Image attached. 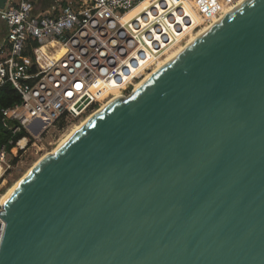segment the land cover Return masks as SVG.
I'll return each mask as SVG.
<instances>
[{
  "label": "water",
  "instance_id": "95a60500",
  "mask_svg": "<svg viewBox=\"0 0 264 264\" xmlns=\"http://www.w3.org/2000/svg\"><path fill=\"white\" fill-rule=\"evenodd\" d=\"M97 112L2 205L0 264H264V0Z\"/></svg>",
  "mask_w": 264,
  "mask_h": 264
},
{
  "label": "built area",
  "instance_id": "2783aa9c",
  "mask_svg": "<svg viewBox=\"0 0 264 264\" xmlns=\"http://www.w3.org/2000/svg\"><path fill=\"white\" fill-rule=\"evenodd\" d=\"M242 2L79 0L76 7L61 5L52 13L35 14L32 0H8L0 10L7 26L0 44V88L11 85L21 100L1 110L13 135L11 152L5 146L0 151V164L6 165L1 179L15 151L26 152L70 119L132 94L174 47ZM36 121L45 126L37 136L29 129ZM22 132L27 135L15 144ZM1 199L0 194V210Z\"/></svg>",
  "mask_w": 264,
  "mask_h": 264
},
{
  "label": "rangeland",
  "instance_id": "374dc122",
  "mask_svg": "<svg viewBox=\"0 0 264 264\" xmlns=\"http://www.w3.org/2000/svg\"><path fill=\"white\" fill-rule=\"evenodd\" d=\"M63 8L65 7H76L79 3V0H63ZM62 5V4H61ZM204 30V29H202ZM197 31V33L201 32ZM195 34L192 35V37ZM190 39V38H189ZM182 46L178 45L174 47L169 53L177 50L178 47ZM131 93H127L129 96ZM93 112L87 113L80 118H72L68 121V124L64 125L60 129H52L49 133H46L42 136V138L36 141V146L30 147L29 150L27 149L24 152L25 148L21 149V154L18 151L14 152L12 158L9 159L10 163V170L9 172L0 180V194L3 196L7 191L16 184L19 180H21L25 175L34 167L36 162L43 156L48 153H51L57 148L59 143L69 134V132L76 126L87 120ZM30 146V145H29ZM15 155H18V161L15 163Z\"/></svg>",
  "mask_w": 264,
  "mask_h": 264
},
{
  "label": "trees",
  "instance_id": "16d2710c",
  "mask_svg": "<svg viewBox=\"0 0 264 264\" xmlns=\"http://www.w3.org/2000/svg\"><path fill=\"white\" fill-rule=\"evenodd\" d=\"M50 0H45L44 4L41 3L38 6L34 7V13L39 14L42 12H46L49 10H52L53 7L49 4ZM66 5H64L65 7ZM139 10V9H138ZM20 96L18 93L13 89L11 85H5L2 88H0V151L5 146L6 149L11 152L13 149V146L9 145L10 139L13 137L12 133L7 130L5 127L3 117L1 114V110L4 108H10L14 106L17 103H20ZM45 126L41 122H34L30 127L31 133H33L35 136L39 135L43 130ZM27 133L22 132L15 136V144H17L21 139H23ZM15 146V145H14ZM18 161L17 158H15L14 162L16 163Z\"/></svg>",
  "mask_w": 264,
  "mask_h": 264
},
{
  "label": "bare ground",
  "instance_id": "6f19581e",
  "mask_svg": "<svg viewBox=\"0 0 264 264\" xmlns=\"http://www.w3.org/2000/svg\"><path fill=\"white\" fill-rule=\"evenodd\" d=\"M246 0H243V2L241 4H243ZM240 4V5H241ZM138 11L135 10L131 13V15L135 14V12ZM216 23L205 27L204 30H202L199 33H196L193 37H191L190 39H188L185 43L182 44V46L178 47L177 50L173 51L172 53H170L169 55H167L162 61L159 62V64H157L156 68L154 70H152L145 78L142 79V81L140 83H138V85L136 87H139V85L143 84L145 81H147V79H149L153 74H155L157 71H159L164 65H166L170 60H172L176 55H178L183 49H185L189 44H191L196 38H198L200 35H202L204 32H206L208 29H210L212 26H214ZM188 30V29H187ZM185 30V31H187ZM182 38L179 37L177 38V41L181 42L183 40H181ZM118 97V96H117ZM107 105V104H106ZM106 105H104L101 109H104V107H106ZM100 110V109H99ZM98 110V111H99ZM98 112H95L94 114H92L87 120H85L84 122H82L79 125H76L70 132L68 135H66V137L59 143V145L57 146V148H55V150L51 153L46 154L45 156L41 157L39 159L38 162H36V164L34 165V167L28 172L30 173L39 163H41L44 159H46L48 156L55 154L67 141H69V139H71L84 125H86V123L92 118L94 117V115H96ZM6 170V165L5 164H0V179L3 176L4 172ZM28 173L25 175V177L28 175ZM23 177L21 180H19L16 184H14L8 191L7 193H5L2 196L1 199V205H4L5 202L9 199V197L14 193V191L17 189V187L20 185V183L23 181V179L25 178Z\"/></svg>",
  "mask_w": 264,
  "mask_h": 264
},
{
  "label": "crops",
  "instance_id": "0c3cea01",
  "mask_svg": "<svg viewBox=\"0 0 264 264\" xmlns=\"http://www.w3.org/2000/svg\"><path fill=\"white\" fill-rule=\"evenodd\" d=\"M44 1H45V0H32L34 7L40 5L41 3L44 4V3H45ZM62 2H63V0H50V1H49V4L53 7V9H55V8L60 7L61 4H62V6H63V3H62ZM53 9H52V10H53ZM52 10H49V12L52 13ZM46 12H48V11H46ZM42 13H44V12H42ZM6 35H7V26H6V24L0 19V44H1L2 41L5 39Z\"/></svg>",
  "mask_w": 264,
  "mask_h": 264
}]
</instances>
